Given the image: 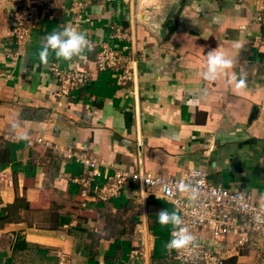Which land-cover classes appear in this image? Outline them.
<instances>
[{
	"label": "crops",
	"instance_id": "obj_1",
	"mask_svg": "<svg viewBox=\"0 0 264 264\" xmlns=\"http://www.w3.org/2000/svg\"><path fill=\"white\" fill-rule=\"evenodd\" d=\"M17 1L0 0V264H178L157 216L176 210L160 191L130 180L108 201L85 196L86 170L65 153L96 160L100 182L115 169H203L264 201V0H32L39 21L21 40ZM65 26L90 50L41 64L44 36ZM215 48L233 66L206 80ZM104 50L116 59L102 70ZM238 240L224 264H264L263 238Z\"/></svg>",
	"mask_w": 264,
	"mask_h": 264
},
{
	"label": "built area",
	"instance_id": "obj_2",
	"mask_svg": "<svg viewBox=\"0 0 264 264\" xmlns=\"http://www.w3.org/2000/svg\"><path fill=\"white\" fill-rule=\"evenodd\" d=\"M12 9L16 23L13 35L21 40L28 35L29 27L39 21L34 1L18 0ZM260 20L264 23V18ZM115 59L112 53L102 51L98 58L100 68L108 69ZM60 79L70 82L73 77L61 75ZM38 143H42V139ZM64 155L84 166L86 172L76 183L82 186L85 196L93 193L100 200L108 201L118 197L130 180L140 182L143 189L160 191L181 216L184 222L182 226H186L196 237L193 246L176 251L175 260L178 264H224L227 260L226 241L229 236L237 237L241 246H245L253 236L264 239V201L258 204L252 193L211 184L208 173L203 169H191L185 177L154 176L115 169L114 174L107 175L100 182L101 174L96 160L73 152ZM181 180L198 188V198L195 201L178 190L177 185ZM207 228L212 231L213 244L201 237V231ZM68 263L67 259L59 261V264Z\"/></svg>",
	"mask_w": 264,
	"mask_h": 264
},
{
	"label": "clouds",
	"instance_id": "obj_3",
	"mask_svg": "<svg viewBox=\"0 0 264 264\" xmlns=\"http://www.w3.org/2000/svg\"><path fill=\"white\" fill-rule=\"evenodd\" d=\"M44 44L38 52L39 61L41 64L47 65L50 54H54L56 60L72 61L74 57H82V53L86 48L90 50V42L85 34L72 27H63L61 30H54L44 36ZM234 47L239 48L238 43ZM206 71L204 78L206 80H215L222 72H226L232 68L233 60L228 58L223 52L215 48L207 53L206 56ZM231 83V81L229 82ZM247 87L246 80L239 78L235 80V88L239 92ZM21 122L18 118H13V129H19ZM181 193L187 194L189 199L195 201L198 198V188L193 184L181 180L177 185ZM158 222L162 226L171 225L173 231L172 238L166 244L169 251H180L188 249L196 242V237L191 234L189 229L183 225V220L176 212H169L162 209L157 214Z\"/></svg>",
	"mask_w": 264,
	"mask_h": 264
}]
</instances>
